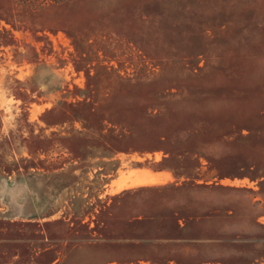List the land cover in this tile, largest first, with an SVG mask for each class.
<instances>
[{"label":"rangeland","instance_id":"obj_1","mask_svg":"<svg viewBox=\"0 0 264 264\" xmlns=\"http://www.w3.org/2000/svg\"><path fill=\"white\" fill-rule=\"evenodd\" d=\"M0 264H264V0H0Z\"/></svg>","mask_w":264,"mask_h":264},{"label":"trees","instance_id":"obj_2","mask_svg":"<svg viewBox=\"0 0 264 264\" xmlns=\"http://www.w3.org/2000/svg\"><path fill=\"white\" fill-rule=\"evenodd\" d=\"M76 103L83 104L84 100L79 101V102H73V103H68L67 101H61L58 104L71 107L72 105L76 106L77 105ZM84 126H86V125H84ZM86 127L88 128V126H86ZM82 134H83L82 131H80L78 129H73L72 142L77 149L80 148L79 146H81V141L83 140V138L81 136ZM166 160L177 162L180 160V156H178V154H176V153H171L169 155V158H167ZM171 168L175 171V173L177 175H180V176L186 175L187 177H190V176L194 177L195 173L197 172L198 166L195 167V163L190 166L188 164L186 165V164H182V163L177 162L176 165L171 167ZM197 186H199V185H197ZM203 187L210 189V190H215V191L219 188H223V187H220L217 185H211V186L210 185H204ZM141 188H149L150 190H153V191L159 193L158 195H161V194L163 195L162 196L163 198L161 199V201L159 203L155 201V203L153 204V206H156L157 210H160V209H163V207H165V205H167V203H168V200L164 199L165 193H168V194L171 193L175 196H179V195L183 196L184 194L189 193L190 190H195V182H193L191 184H181V185L178 183H167V184L158 185L155 187L149 186V187H141ZM125 191H127V190H125ZM121 194L122 193H119L115 197H118ZM98 206H100L101 209H105L106 207H108L107 201L98 200ZM94 207H95L94 205H90L88 212H92V211L97 209ZM140 216H142V214H140V213L134 215V217H140ZM144 216L149 217V215H144ZM174 237L175 236H173L171 238H174Z\"/></svg>","mask_w":264,"mask_h":264},{"label":"bare ground","instance_id":"obj_3","mask_svg":"<svg viewBox=\"0 0 264 264\" xmlns=\"http://www.w3.org/2000/svg\"><path fill=\"white\" fill-rule=\"evenodd\" d=\"M145 176H146V175H145ZM145 176H144V177H145ZM147 176H149V175H147ZM153 176H154V174H153ZM155 176H157V175H155ZM155 176H154V177H155ZM158 177H159V176H158ZM140 178H141V177H140ZM142 178H143V177H142ZM142 178H141V179H135V180H137V181H135L133 184H134V185H135V184L140 185V184H147V183L149 184V183H154V182H157V183L160 182V181H157V180H154V179H151V180H148V181L145 180V179L142 180ZM147 179H148V178H147ZM133 180H134V179H133ZM133 180H132V181H133ZM161 180H162V179H161ZM162 182H163V181H162ZM160 183H161V182H160ZM122 184H124V182H122ZM124 185H125V184H124ZM134 185H132V186H134ZM121 186H122V185H121ZM125 186H126V185H125ZM123 187H124V186H123ZM127 187H128V186H127ZM128 188H129V187H128ZM116 189H117V188H116ZM119 189H120V188H119ZM117 190H118V189H117Z\"/></svg>","mask_w":264,"mask_h":264},{"label":"crops","instance_id":"obj_4","mask_svg":"<svg viewBox=\"0 0 264 264\" xmlns=\"http://www.w3.org/2000/svg\"><path fill=\"white\" fill-rule=\"evenodd\" d=\"M159 172H162V171H159ZM161 183H163V182H165V181H160ZM160 182H158V183H160ZM149 184H157V182H155V183H149ZM148 183L147 184H145V185H149Z\"/></svg>","mask_w":264,"mask_h":264}]
</instances>
